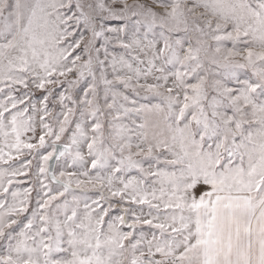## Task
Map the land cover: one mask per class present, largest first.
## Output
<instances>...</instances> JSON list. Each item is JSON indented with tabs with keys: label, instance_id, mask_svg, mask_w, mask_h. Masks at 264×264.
<instances>
[{
	"label": "snow or ice",
	"instance_id": "6c2138e0",
	"mask_svg": "<svg viewBox=\"0 0 264 264\" xmlns=\"http://www.w3.org/2000/svg\"><path fill=\"white\" fill-rule=\"evenodd\" d=\"M0 264H264V0H0Z\"/></svg>",
	"mask_w": 264,
	"mask_h": 264
}]
</instances>
